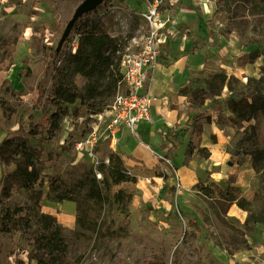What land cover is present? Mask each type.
Listing matches in <instances>:
<instances>
[{
	"label": "rangeland",
	"instance_id": "obj_1",
	"mask_svg": "<svg viewBox=\"0 0 264 264\" xmlns=\"http://www.w3.org/2000/svg\"><path fill=\"white\" fill-rule=\"evenodd\" d=\"M83 1L0 0V142L34 131L28 140L43 153L47 179L60 177L59 193L73 198L47 199L52 196L47 187L36 191L18 188L8 198L1 197L0 264H35L31 251L41 232L43 214L52 215L61 226L67 250L59 256L60 264H218L212 246L233 240L235 231L228 223L244 224L222 213L216 185H226L210 178L222 174L221 167L235 168L247 153L264 147V113L257 110L251 120L241 121L229 104L232 98L248 95L256 85L264 94V0H103L90 13L108 32L118 25L123 50L136 49L149 28L143 15L149 2L161 1L163 30H167L169 24L175 25L174 16L181 7L173 1H213L211 17L204 20L206 30L215 41L235 37L243 51L239 64L243 69L224 70L207 61L202 72L192 75L191 88H207L211 76L219 71H225L230 80L219 86L220 95L207 94L200 108L209 115L206 124L214 123L221 130L211 138L212 152L196 155L187 169L176 162L178 145L174 142L161 150L146 149L141 146L143 139L134 138L123 127H110L108 109L94 114L80 100L67 105L58 130H49L48 117L56 109L49 96L57 69L72 49L66 35L69 22ZM200 7L187 6V10L198 13ZM185 25L175 26L180 33L189 34L183 30ZM84 81L77 77L79 86ZM186 106L189 119L177 132L179 139L186 136L187 125L199 109ZM246 131L251 137L238 147ZM94 136L93 146L81 145ZM164 136L169 140L170 135ZM110 151L121 153L126 166L140 179L128 203V223L123 204L116 203L113 196L105 204L97 203L81 187L93 172L102 179L98 167L108 163ZM249 159L257 184L260 173L254 168L253 155ZM13 169L0 164V179ZM184 172L199 177L191 181ZM212 183L216 184L213 192L206 196L201 187ZM101 186L106 194L103 183ZM83 219L87 228L79 224ZM256 237L260 247L263 230ZM257 249L246 250L243 262L264 264V250Z\"/></svg>",
	"mask_w": 264,
	"mask_h": 264
},
{
	"label": "trees",
	"instance_id": "obj_2",
	"mask_svg": "<svg viewBox=\"0 0 264 264\" xmlns=\"http://www.w3.org/2000/svg\"><path fill=\"white\" fill-rule=\"evenodd\" d=\"M91 11L75 20L67 33V39L72 42L70 44H73V40L77 37V45L76 47L75 44L72 45V49L66 53L62 65L57 69L54 90L49 96L50 101L56 106L55 111L48 117L50 131L60 128V121L67 113L68 104H74L80 100L92 113L98 114L109 108L118 92L122 79V53L118 51H122V43L118 37L112 36L96 17L90 16ZM78 76L85 80L82 86L78 85ZM211 77L212 80L207 82V88L188 86L181 90V94L187 98L189 110L199 108L194 111L193 122L186 130L187 132L192 127V139L184 153L185 166H188L196 155L211 153L208 147L201 146L205 119L209 115L200 108L204 105L207 94L220 95L219 86L227 84L230 80L225 71L216 72ZM262 87L264 88V85ZM229 104L239 120L249 121L255 111L261 110L264 113V94L259 85H256L248 95L238 99L232 98ZM33 134H35L34 131H29L22 136H8L0 142L1 166L3 168L14 166L13 170H8L1 176L0 198H8L18 188L36 191L47 187L52 193V196L47 195V199L73 200L59 193L57 185L61 184L60 177L54 176L50 180L47 179L43 167V153L28 140ZM250 137L251 135L246 131L237 142V146L240 147L242 142ZM246 155H253L254 168L260 173L256 184L255 204L243 196L241 187L234 185V175L230 176L225 187L217 186L215 183L201 187L203 194L210 196L213 186L216 185L219 195L216 200L222 213L227 214L228 208L234 203L249 213L243 227L228 223L235 231V236L231 242L223 241L219 245L230 257L241 251L252 250L257 245L256 235L261 232L260 226L264 225V147ZM98 169L102 173V179L98 180L93 172L89 181L81 182V187L86 188L89 197L97 203L105 204L110 195L113 196L116 203L123 204L126 212L124 221L128 223V203L135 195L140 179L126 166L123 155L116 151H110L108 163L102 162ZM101 183L106 189V194ZM40 220L41 232L36 238L31 257L35 260V264H60L59 256L67 250L61 226L50 214H43ZM79 224L81 227H88L85 219Z\"/></svg>",
	"mask_w": 264,
	"mask_h": 264
},
{
	"label": "crops",
	"instance_id": "obj_3",
	"mask_svg": "<svg viewBox=\"0 0 264 264\" xmlns=\"http://www.w3.org/2000/svg\"><path fill=\"white\" fill-rule=\"evenodd\" d=\"M173 2H179L181 6L177 15L174 16L175 25L186 24L183 30L185 29L189 34L180 33L177 26L173 25L174 23L169 24L167 30H163L165 34V42L162 45L163 53L159 62L151 69L147 82L150 92L159 98L153 106V120L141 123L137 136L130 134L138 140L143 139L145 144L143 142L141 146L145 147L144 145H146L145 148L150 150H153L152 147L161 150L167 144L174 142L175 145H178L176 162L183 164L186 147L192 139V127L183 139H179L177 132L189 119L188 114H185L186 105L189 103L186 96L181 94V90L188 87L194 73H200L205 69L207 61L224 70L243 69L239 66L243 51L233 35L227 38L219 37L215 41V38L206 30L204 20L211 17L210 14L214 10L213 1ZM198 5L201 6L198 13L187 10V6L198 8ZM190 124L191 122L187 125L188 128ZM213 125L208 126L205 122L201 141V146L208 147L211 152V138L212 136H218L221 131L214 123ZM166 134L170 135L169 140H166L164 136ZM140 150L146 152L142 148ZM249 157L250 155H246L243 163L236 164L235 168L229 167L226 169L221 167L222 174L211 177L210 180L220 185H227L230 176L234 175V185L241 187L243 196L255 204V172ZM189 165L185 166L183 164L186 169ZM183 175L185 179L189 178L188 180L191 181H195L199 177L198 174L187 172H184ZM227 216L233 221L244 224L249 217V213L239 207L237 203H234L228 208ZM260 230H263V241L260 242V247L257 245L255 247L258 248L257 250L262 251L264 250V226H260ZM237 254L230 257L221 246H212V255L217 258L218 264H246L243 262L247 257L245 251Z\"/></svg>",
	"mask_w": 264,
	"mask_h": 264
},
{
	"label": "built area",
	"instance_id": "obj_4",
	"mask_svg": "<svg viewBox=\"0 0 264 264\" xmlns=\"http://www.w3.org/2000/svg\"><path fill=\"white\" fill-rule=\"evenodd\" d=\"M160 3L161 1L149 2L143 13L149 28L146 29L139 47L118 51L122 53V79L115 99L108 108L111 116L110 127H116L115 129L123 127L135 136L138 135L141 123L153 120V106L159 99L150 92L147 82L151 69L161 59L162 45L165 42V34L162 30L166 23L163 22L159 9ZM117 28L118 25L109 32L114 37H118ZM73 44L76 47L77 37ZM95 142L96 137L94 136L82 141L81 145L93 146Z\"/></svg>",
	"mask_w": 264,
	"mask_h": 264
},
{
	"label": "water",
	"instance_id": "obj_5",
	"mask_svg": "<svg viewBox=\"0 0 264 264\" xmlns=\"http://www.w3.org/2000/svg\"><path fill=\"white\" fill-rule=\"evenodd\" d=\"M103 0H84L76 9L73 18L69 22V26L67 29V33L69 31V28L74 23L75 20H77L81 15L94 10ZM66 33V35H67Z\"/></svg>",
	"mask_w": 264,
	"mask_h": 264
}]
</instances>
